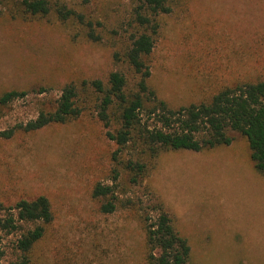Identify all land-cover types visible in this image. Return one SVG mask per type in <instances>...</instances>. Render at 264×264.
Listing matches in <instances>:
<instances>
[{"label": "rangeland", "instance_id": "1", "mask_svg": "<svg viewBox=\"0 0 264 264\" xmlns=\"http://www.w3.org/2000/svg\"><path fill=\"white\" fill-rule=\"evenodd\" d=\"M10 1L4 0L3 2ZM55 1V0H54ZM78 8L81 0H57ZM151 55L150 83L171 107L208 99L224 85L264 81V0H170ZM127 0H90L87 12L111 22ZM117 69L104 44L72 40L53 16L12 17L0 4V95H27L0 105V130L34 119L69 80ZM39 87L47 94H36ZM228 146L162 152L142 184L151 189L191 246V264H264V177L243 136ZM115 149L90 112L64 125L0 140V203L46 196L54 215L32 264H142L143 233L124 212L99 213L91 198L109 183ZM1 214V212H0ZM27 226V225H26ZM20 232L0 231L3 264L13 262Z\"/></svg>", "mask_w": 264, "mask_h": 264}, {"label": "trees", "instance_id": "2", "mask_svg": "<svg viewBox=\"0 0 264 264\" xmlns=\"http://www.w3.org/2000/svg\"><path fill=\"white\" fill-rule=\"evenodd\" d=\"M3 1L0 4L12 17L53 16L70 29L72 40L106 45L117 69L105 80L66 81L55 99L38 107L34 119L0 130V140L11 139L16 132L29 134L64 125L90 112L115 146L110 182H97L91 192V198L99 202L97 210L104 215L124 211L136 219L143 233L142 264H191L188 239L164 204L146 187L143 195L128 197L129 188L142 184L162 152L228 146L233 141L230 133L244 137L254 168L264 177V81L224 85L208 99L171 107L150 83V58L160 18L173 12L170 0H127L124 16L111 22L87 12L90 0H81L78 8L57 0ZM27 93L4 92L0 105ZM47 93L45 87L36 90L38 95ZM0 212V231L7 235L20 232L12 246L16 258L8 264H32L33 250L54 220L49 199L40 195L19 199L8 207L0 203ZM4 255L0 244V264Z\"/></svg>", "mask_w": 264, "mask_h": 264}]
</instances>
